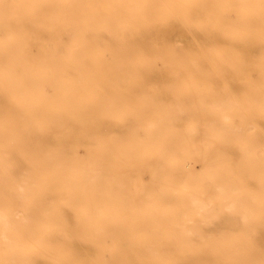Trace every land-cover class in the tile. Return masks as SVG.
Listing matches in <instances>:
<instances>
[{
  "label": "bare ground",
  "instance_id": "1",
  "mask_svg": "<svg viewBox=\"0 0 264 264\" xmlns=\"http://www.w3.org/2000/svg\"><path fill=\"white\" fill-rule=\"evenodd\" d=\"M48 1L0 0V264H264V0Z\"/></svg>",
  "mask_w": 264,
  "mask_h": 264
},
{
  "label": "rangeland",
  "instance_id": "2",
  "mask_svg": "<svg viewBox=\"0 0 264 264\" xmlns=\"http://www.w3.org/2000/svg\"><path fill=\"white\" fill-rule=\"evenodd\" d=\"M21 1V3H23L24 5H26L27 4V2H28V0H20ZM71 2H69L70 3V5H72L73 7H76L77 8V10L75 11V10H73L72 11V13L71 12H68V14L69 13H71V14H74L76 17H71L70 19H64L63 21L64 22H77V21H80V23H90V22H92V21H94L95 23H103V22H111L112 23V25H113V28H118V24L120 23V22H122V17H109V18H104V17H101L100 15H97L95 18H93V19H90V18H88L87 17V6H91L92 4H89V2L91 1V0H70ZM118 0H111L110 1V3H111V5H112V2L113 3H116ZM16 2H18V0H6V4L7 5H11V4H15ZM49 3H47V4H45L44 3V5L42 4V7L40 8V7H38V5H39V3H37L36 4V9H35V11H36V13H39V14H41V16L43 17V19H45V17L46 16H48L49 14H51L52 13V11H53V7L54 6H58L59 4H64V2H58V0H52V1H48ZM119 4H122L121 3V1L120 2H118ZM117 3V4H118ZM87 5V6H86ZM86 6V7H85ZM85 7V9H83ZM89 12V11H88ZM95 13H97V14H101V15H103L102 14V12H100V11H96ZM42 18H35V19H33V21H36V20H41ZM17 21H21L19 18L18 19H16ZM45 20H47V19H45ZM51 20V19H50ZM84 32H86L85 33V35L84 36H87V37H91V38H99V37H101L100 35H91V34H88V33H90V32H92V27H91V25H83V29H82ZM71 31V30H70ZM88 32V33H87ZM151 33H153V32H147L146 34H144V38H145V40L146 41H149L150 39H151V37L153 36ZM82 35V34H81ZM73 35H71V34H65V35H63V37H72ZM108 37H114V38H116V37H118V35H115V34H113V35H109ZM182 49L180 48V50L179 49H177V51L179 52V51H181ZM147 88V87H146ZM145 88V89H146ZM234 89H236V91H238L239 89L236 87V88H234ZM147 90V89H146ZM150 90H153V89H150ZM79 151V153L80 154H82L83 152H82V150H78ZM211 151V150H210ZM216 150H214L213 152H215ZM82 152V153H81ZM199 160H200V162H199ZM202 160V161H201ZM202 163H203V158L201 157V156H197L196 157V159L194 160V162H193V165H194V167H195V170L196 171H200V170H202ZM198 164V166H196ZM143 178H144V180H148V175H147V173H144L143 174ZM165 212V211H164ZM168 212V210L165 212V213H167ZM214 235V234H213ZM215 235H218V236H230L231 234L230 233H226V232H220V230H215ZM259 235L260 234H257V233H254V232H250V235L249 236H252V237H254V236H258L259 237ZM51 240H54V239H51ZM252 242L254 243V244H259L258 242L259 241H257L256 239H254V240H252ZM233 243V242H232ZM232 243H229V245H231ZM211 243H209L208 245H210ZM107 256V255H106ZM104 264H109V261L108 260H106L105 261V263ZM117 264H122V263H120V262H118ZM208 264H212V263H208ZM217 264H233L232 262H228V263H217Z\"/></svg>",
  "mask_w": 264,
  "mask_h": 264
}]
</instances>
